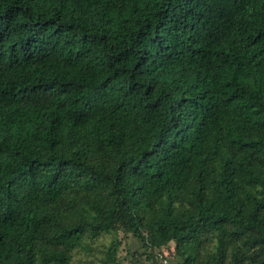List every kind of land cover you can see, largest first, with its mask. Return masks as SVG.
<instances>
[{"label":"trees","instance_id":"1","mask_svg":"<svg viewBox=\"0 0 264 264\" xmlns=\"http://www.w3.org/2000/svg\"><path fill=\"white\" fill-rule=\"evenodd\" d=\"M119 230L264 264V0H0V264Z\"/></svg>","mask_w":264,"mask_h":264},{"label":"rangeland","instance_id":"2","mask_svg":"<svg viewBox=\"0 0 264 264\" xmlns=\"http://www.w3.org/2000/svg\"><path fill=\"white\" fill-rule=\"evenodd\" d=\"M114 237L121 239V246L119 249V257H146L143 254L144 247L140 239L135 237L132 232H125L119 230L117 232L111 231L103 233L97 237H90L86 241V245L74 250L72 264H93V260H98L104 255L105 250L108 248L111 240ZM174 243H171V248H174ZM213 246V242L210 243V247ZM169 248H164L163 256L169 257L168 264H181V260L169 255ZM171 252V251H170ZM161 257V255H160Z\"/></svg>","mask_w":264,"mask_h":264},{"label":"built area","instance_id":"3","mask_svg":"<svg viewBox=\"0 0 264 264\" xmlns=\"http://www.w3.org/2000/svg\"><path fill=\"white\" fill-rule=\"evenodd\" d=\"M167 260H168V259H166V260H165V262H164L165 264H167V263H168V261H167Z\"/></svg>","mask_w":264,"mask_h":264}]
</instances>
